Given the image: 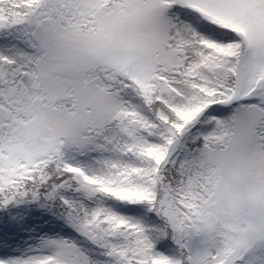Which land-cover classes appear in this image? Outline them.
<instances>
[{
  "label": "snow or ice",
  "instance_id": "1",
  "mask_svg": "<svg viewBox=\"0 0 264 264\" xmlns=\"http://www.w3.org/2000/svg\"><path fill=\"white\" fill-rule=\"evenodd\" d=\"M0 264H264V0H0Z\"/></svg>",
  "mask_w": 264,
  "mask_h": 264
}]
</instances>
